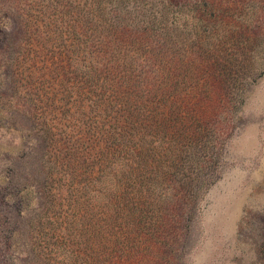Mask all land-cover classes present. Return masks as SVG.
Masks as SVG:
<instances>
[{"label":"rangeland","instance_id":"1","mask_svg":"<svg viewBox=\"0 0 264 264\" xmlns=\"http://www.w3.org/2000/svg\"><path fill=\"white\" fill-rule=\"evenodd\" d=\"M111 3L0 0V264H264V0H173L157 66L115 62L106 22L164 0Z\"/></svg>","mask_w":264,"mask_h":264},{"label":"trees","instance_id":"2","mask_svg":"<svg viewBox=\"0 0 264 264\" xmlns=\"http://www.w3.org/2000/svg\"><path fill=\"white\" fill-rule=\"evenodd\" d=\"M119 1L120 0H111L112 7L116 8V10L118 9L117 11H120L119 7L121 5L116 4ZM170 1L171 0H164L163 3L164 10L162 11H158V12L151 11L149 15H145L144 13L142 15L143 18L139 19L138 23L134 22V18L128 16L129 14L128 12L122 15L120 13L121 11L118 12L120 15L116 19L109 20V22L108 21L106 22L108 27L107 32L111 34L113 38L112 39L113 44L119 54V57H117L115 62L122 64H129L130 66L131 65L133 66L135 60L138 59L140 61L141 59H143L144 62L157 66V64L160 62L161 56L166 55L167 53L166 51L169 50L168 48L172 44V39H170L171 34L173 33L176 25L178 24V21H180V18L182 17L181 11L174 12V10H172V8L169 7L166 8L165 10V5L167 4L173 5L172 4L173 0L172 2ZM101 5L102 3H95V2H93V4L90 5V7L95 9V12L93 11L91 18L95 17L96 21L98 20L97 22L100 21L102 22V20L106 18V16L108 15L106 9L102 8ZM91 10L92 9H89L87 7L88 12ZM197 14H199L201 17H194L193 20H195L199 24H202V21L205 22L206 19H203L204 18L203 13L201 11H198ZM144 81L145 79L143 78L142 75L139 78L136 77L135 86H134L135 90L129 92L130 95L126 100H128L130 103H128V108L125 110L123 109V105L121 104V101L124 98L118 96L120 94L119 92H124L123 83L117 82L113 87H109L110 89L106 90L107 94L110 93L107 95L108 98L106 99L108 100V104L106 105L110 107L112 106L115 115L118 116V118L115 119V124H123L119 122V119L124 120L125 116H123V114L129 115V117L125 118L126 120L125 122L139 121L140 123H142L143 116L140 111L141 110L145 111V107L140 105L144 104L143 102L144 94L148 93L151 95L152 92L156 91L155 85L153 84L154 80H150L147 86L146 83H144ZM104 87H106L105 84L99 81L98 92L105 94ZM131 93H134V95L131 96L132 95ZM111 95H114V97L110 98ZM105 100H102V102L100 101V103L103 105L106 102ZM133 116H136V119L132 120L131 118ZM172 118L173 116H170L169 118L166 117L164 121L169 122L170 119ZM119 134L120 133L115 131L114 134H111V136L116 138L117 135ZM125 204L126 202H124L123 207L118 206V208L120 209V211L118 212L119 214H123L125 217H134L135 215L140 216V214H142L140 207H137L136 209L132 210V208L128 209V206ZM125 206H127V208H125ZM59 237L60 235H58L56 239H58ZM54 249H55L54 252L57 254L60 250L59 245L56 244V247H54ZM56 256H60V255H56Z\"/></svg>","mask_w":264,"mask_h":264}]
</instances>
